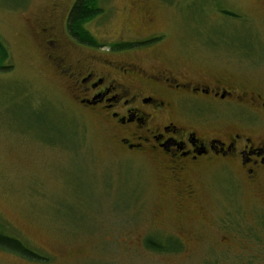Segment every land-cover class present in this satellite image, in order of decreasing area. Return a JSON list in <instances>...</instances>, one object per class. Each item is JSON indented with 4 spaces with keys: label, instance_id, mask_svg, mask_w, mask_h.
I'll use <instances>...</instances> for the list:
<instances>
[{
    "label": "rangeland",
    "instance_id": "obj_1",
    "mask_svg": "<svg viewBox=\"0 0 264 264\" xmlns=\"http://www.w3.org/2000/svg\"><path fill=\"white\" fill-rule=\"evenodd\" d=\"M74 2L0 0V223L43 258L0 251V264H264V183L207 167L176 181L121 153L62 73L78 62L95 79L108 61L264 90V0H99L85 25L99 48L66 35ZM157 234L182 248L149 251Z\"/></svg>",
    "mask_w": 264,
    "mask_h": 264
},
{
    "label": "flooded vegetation",
    "instance_id": "obj_2",
    "mask_svg": "<svg viewBox=\"0 0 264 264\" xmlns=\"http://www.w3.org/2000/svg\"><path fill=\"white\" fill-rule=\"evenodd\" d=\"M65 32L70 38L66 24ZM76 65L62 73L86 85L77 103L102 113L121 153L165 166L176 181L207 167L237 172L249 184L264 183V90L216 78L209 86L180 81L169 71L148 73L108 61L94 79ZM169 239L153 235L156 244L167 246Z\"/></svg>",
    "mask_w": 264,
    "mask_h": 264
},
{
    "label": "trees",
    "instance_id": "obj_3",
    "mask_svg": "<svg viewBox=\"0 0 264 264\" xmlns=\"http://www.w3.org/2000/svg\"><path fill=\"white\" fill-rule=\"evenodd\" d=\"M102 12L103 10L99 7V0H75L66 20L67 33L70 39L79 45L99 48L100 45L97 43L95 38H93L89 32H87L85 25L101 16ZM225 14L229 16L231 15L227 13ZM134 47L137 46L130 44H117L113 46L114 49L119 50H126ZM8 58V51L3 43L0 42V72L11 71L12 67L10 65H4ZM3 231L4 226L0 223V251L14 254L19 258L31 262L39 263V261L43 259L28 248L24 247V245L19 240L5 235ZM145 246L149 251L156 253H175L177 250L182 248L181 244H178L174 247H167L160 243L156 244L153 241L152 236L148 237V239L145 241Z\"/></svg>",
    "mask_w": 264,
    "mask_h": 264
}]
</instances>
